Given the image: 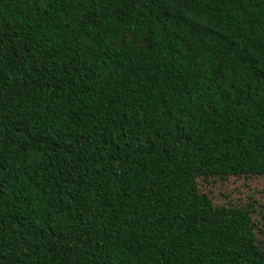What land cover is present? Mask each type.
<instances>
[{"label":"trees","instance_id":"obj_1","mask_svg":"<svg viewBox=\"0 0 264 264\" xmlns=\"http://www.w3.org/2000/svg\"><path fill=\"white\" fill-rule=\"evenodd\" d=\"M264 0H0V264H264Z\"/></svg>","mask_w":264,"mask_h":264},{"label":"rangeland","instance_id":"obj_2","mask_svg":"<svg viewBox=\"0 0 264 264\" xmlns=\"http://www.w3.org/2000/svg\"><path fill=\"white\" fill-rule=\"evenodd\" d=\"M198 185L216 206H249L254 211L258 243L264 246V176L200 178Z\"/></svg>","mask_w":264,"mask_h":264}]
</instances>
